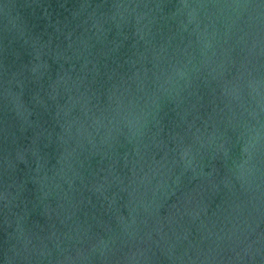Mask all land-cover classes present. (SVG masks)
<instances>
[{
	"label": "water",
	"instance_id": "95a60500",
	"mask_svg": "<svg viewBox=\"0 0 264 264\" xmlns=\"http://www.w3.org/2000/svg\"><path fill=\"white\" fill-rule=\"evenodd\" d=\"M0 264H264V0H0Z\"/></svg>",
	"mask_w": 264,
	"mask_h": 264
}]
</instances>
